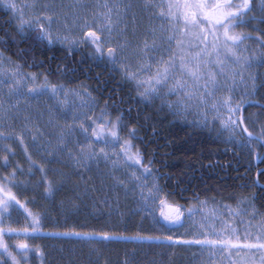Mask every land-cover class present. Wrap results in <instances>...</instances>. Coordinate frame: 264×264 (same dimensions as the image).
Returning <instances> with one entry per match:
<instances>
[{
  "label": "snow or ice",
  "instance_id": "1",
  "mask_svg": "<svg viewBox=\"0 0 264 264\" xmlns=\"http://www.w3.org/2000/svg\"><path fill=\"white\" fill-rule=\"evenodd\" d=\"M0 3L11 8L13 14L19 11L21 32L26 29L35 30L39 41H46L49 45L66 43L69 48L76 43L90 41L95 46V51L100 53L99 58L103 59L106 55L110 63H119L122 72L136 83L141 97L158 96L161 89H164L165 95L176 97L175 100L166 101L169 109L182 113L194 108L199 112L198 126H210L218 120V134L226 132L227 138L235 140L238 145L243 143L251 147L255 140L264 147V123L256 133L245 124L242 115L239 118L236 115L247 103L245 96L252 94L250 88L255 89L253 66L264 65V33L257 29L253 36L242 25L249 19H256L255 15L250 17L249 14L257 7L261 12V22L264 23V0H259L258 5L254 4V0H144L141 7L145 11L149 7L158 9V14L153 18L162 23L145 31L142 39L132 49L138 64L135 70L124 62L121 55L127 40L113 45L101 38V32L111 35L114 27L122 32L126 26V13L133 7L130 2L103 0L101 3V0H95L92 3L91 0H72L71 3H64L60 0L59 3H45L40 8H37L35 0L23 4H18L15 0H0ZM24 8L34 9L35 14L25 16ZM80 20H83L79 24L81 31L74 35L72 28ZM54 23L62 24L63 31L60 27L54 28ZM252 39L262 49L259 58L255 52L251 55L248 53L246 44ZM157 51L160 52L158 58ZM246 73L248 79L245 78ZM37 79V74L23 70L19 61L13 62L10 57L5 59L0 53V84L8 87L9 95L20 98L47 94L54 102L49 108L50 112L58 105L62 112L71 113V120L60 127L57 135L58 151L66 149L71 163L77 167H87L90 161L98 163L104 160L110 169H126L127 179L134 185L133 192L142 202V210L147 211L153 224L160 229V233L156 235L141 232L129 235L122 231L65 227L62 231L54 229L51 235L89 242L92 249L111 240L134 244L156 242L168 247L182 244L195 247L200 254L198 264H220L217 257L226 260L227 264H264V212L247 196L237 197L235 204L215 197H200L199 194L194 197L195 203L190 201L187 207L170 201L156 181V173L150 167L151 160L145 162L141 149L133 144L131 137L135 135L134 126H129L127 133H122L120 115L112 116L107 111L106 103L96 112L95 98L82 84L78 88H69L62 83L49 82L46 75L39 84L36 83ZM241 84L245 85V91L237 99L233 92ZM25 87L27 91H23ZM70 93L75 98L71 103ZM12 107L13 104L0 101V115L7 117ZM25 127H29L27 119ZM238 128L246 136L242 138L236 135ZM77 130L82 138L72 141L76 145L73 148L67 140ZM16 136L23 144L22 134L16 133ZM0 137L8 139L11 134L0 129ZM33 138H36L35 132ZM6 147L11 150L10 146ZM0 159L7 162L8 157L0 155ZM40 171L44 192L49 194L57 190L63 175L49 178L43 165L40 166ZM14 174L15 169L0 180L2 264H8L5 256L12 264H26L28 253L33 249L38 256L42 255L41 248L30 245L25 238L29 234L47 232V229L41 227V214L30 210L8 186L7 181ZM113 175L117 183L128 188L124 179ZM14 205H18L26 213L21 227L6 224L4 220L5 214L10 215L7 210ZM156 210L159 211V216L155 215ZM237 218L239 226L244 228L243 237L239 235ZM180 229L184 231L181 232ZM5 236L9 239L17 238L15 251L9 246ZM68 264H72V261ZM92 264H96V261H92ZM124 264L133 262L126 259Z\"/></svg>",
  "mask_w": 264,
  "mask_h": 264
},
{
  "label": "trees",
  "instance_id": "2",
  "mask_svg": "<svg viewBox=\"0 0 264 264\" xmlns=\"http://www.w3.org/2000/svg\"><path fill=\"white\" fill-rule=\"evenodd\" d=\"M0 53L5 59L10 57L13 62L19 61L23 70L36 73L37 84L45 75L49 82L62 83L65 87L86 83L95 98L96 112L106 103L112 116L120 115L122 133L134 126L133 144L139 146L145 162L151 160V170L156 173L159 185L170 201L187 207L190 201L195 203L194 197L199 194L235 204L237 197L254 194L257 208L264 211V194L260 195L264 189L256 186L264 185V176L258 175L255 181V170L248 168L250 153L235 140H229L228 134H218L216 123L208 126L207 132H197L193 126L165 111L159 100L148 106L140 104L127 84L124 72L110 63L106 55L99 58L100 53L90 41H84L72 53L59 46L48 48L36 38L35 30L20 34L11 14L0 9ZM18 144L5 145L9 156L0 167L11 172L15 169L14 177L7 181L8 186L19 199L33 200L29 209L41 214V223L45 224L42 229L52 232L77 227L122 231L129 235L160 233L149 215L136 210L133 195L122 193L119 188V191L110 190V184L101 189L103 185L91 172L82 173L84 176L68 172V176L60 180L58 189L46 194L40 166H44L49 178H59L64 167L38 158L36 154L31 157ZM229 151L234 152L229 154ZM207 165L210 171L211 166L214 167L215 172L207 175ZM0 175L4 178L6 173L3 175L1 170ZM45 196L46 203L43 202ZM31 241L39 247H49L50 243L56 246V252L50 249L53 259H46L51 261L50 264H68L69 261L92 264L95 258L96 264H124L126 259L133 264H183L191 249H195L184 245L168 247L156 242L134 244L111 240L98 244V254H93L89 242L74 238L37 235ZM59 247L65 248L60 250ZM77 249L81 250L82 258ZM32 255L35 257L33 264L47 263L35 250Z\"/></svg>",
  "mask_w": 264,
  "mask_h": 264
},
{
  "label": "rangeland",
  "instance_id": "3",
  "mask_svg": "<svg viewBox=\"0 0 264 264\" xmlns=\"http://www.w3.org/2000/svg\"><path fill=\"white\" fill-rule=\"evenodd\" d=\"M18 4H23L25 2L32 3L33 0H15ZM60 0H35L37 8H40L45 3H59ZM64 3H71L72 0H63ZM92 3L95 2V0H91ZM103 0H101V3ZM122 3H131L133 5L132 9H130L125 16L124 24L126 26L123 27V30L121 32L120 29H117L114 27L113 32L111 35H108L106 32H101V38L102 40L110 41L113 45H119V42L121 40H127L126 46L124 49L121 50V55L126 64L131 65L132 70H135V68L138 66L136 55L133 54L132 49L135 47L136 43L142 39L143 34L145 31L150 30V28L154 25H159L162 23L159 19H154V15L158 14V9L154 10L151 7H149L146 11L141 7L144 0H120ZM156 2H160V0H156ZM0 9H3L7 12H12L11 8L6 7L3 3H0ZM24 15H34L35 10L24 8ZM91 15V13H89ZM133 16H135V20H133ZM11 18L13 21H15V25L17 29L20 31L19 28V11H17L15 14H11ZM46 23V22H45ZM71 23V21H69ZM83 23V20H80L77 22L76 26L72 28V33L78 34L80 33L79 24ZM53 27H60L63 31V26L57 25L54 23ZM93 27H95V24H93ZM240 27V26H238ZM244 28V27H243ZM31 31V30H29ZM33 31V30H32ZM254 41L255 39L249 40L246 44L248 53L251 55L253 52H255L256 56H259L261 54V48L256 46ZM58 46L62 47L63 49L69 51V52H75L79 48L81 43H76L74 46L69 48L68 44H62L57 42ZM107 45L105 44V47ZM119 69V63H114ZM129 87H131L140 104L148 106L151 103L149 100L151 98H144L141 97L139 94V90L137 89L136 83H131L126 81ZM84 85L88 88L89 92V86L86 83H80L77 86H69V88H78L80 85ZM24 91V89H23ZM61 97L63 96V91H61ZM74 96L70 93L69 94V101L70 103L74 100ZM0 101H4L9 104H13V107L10 109L8 116H2L0 115V129L3 130L4 133H10L11 137L6 139L4 137H0V155H7L9 156L8 151H6L5 145L9 143L12 144H18L22 151H25L27 149V154H29L31 157L36 154V157L41 158L43 160H48L49 162H53L55 164H59L60 166L64 167L60 173L59 176L64 175L63 179H65L66 176L69 174L77 172L78 175L84 176L82 173L91 172L94 174L96 178L99 180V184L103 185L101 186V189L106 188L107 184H110L109 187L110 190L121 189L120 191L122 193L129 194L131 197L134 196L133 201L136 205V210L144 212L145 215H148L147 211L142 210V202L140 200V197L133 192V183L127 179L128 173L126 169L123 168H116V169H110L109 165L106 161L100 160L97 162H88L87 167H77L76 165L72 164L69 157L67 156L66 149L64 151H58L57 146V135L59 133L60 127L65 126L66 121L71 120V113H64L60 109L58 105L52 108V111H49L50 106L54 104V102L48 97L47 94H42L40 96H32V98L28 97H20L17 98L15 96L9 95V90L6 85L0 84ZM162 107H164V110L170 113L174 116L175 119L180 120L184 123H186L189 126H194L192 123V119L187 115H175L172 114L171 110L168 109L167 103H163ZM168 107V108H167ZM167 109V110H166ZM174 110V109H173ZM173 112H176L175 110ZM91 115V112L88 113ZM29 125V127H25V123ZM87 126V124H86ZM33 132L36 133V138H33ZM16 133H21L23 136V144L20 142V139L17 138ZM82 138L81 133L77 130L74 136L69 137L67 140V143L69 146L75 148L76 145L72 143L74 139H80ZM2 143L4 145H2ZM118 147V145H117ZM4 163V160L0 159V166ZM3 166V165H2ZM3 170L4 173L8 174L11 173V171H6V169L0 167V172ZM116 177H119L121 179L125 180V183L128 184V188L126 189L123 185L117 183L116 179H114V175ZM5 177V176H4ZM13 178V177H12ZM4 178L0 175V180H3ZM106 184V185H105ZM119 188V189H118ZM138 189L136 192L138 193ZM115 198L118 199V195L114 194ZM19 199V198H18ZM21 200V199H19ZM26 206L29 208L31 204L33 203V200H24L22 199ZM43 202H47V197L45 196L43 198ZM61 205V203H59ZM7 213H10V215L5 214L4 220L5 223H11L14 227H21L24 225V217L26 213H24V210L20 208L18 205H14L10 207L7 210ZM159 211L156 210L155 215H158ZM43 223H41V227H43ZM237 226L239 228V235L243 237L244 234V228L240 227L237 221ZM181 232L184 231V229H180ZM52 232H45L41 231L36 234H29L28 237H21L27 239V242L30 245H33L31 238L33 236L41 235V236H50L52 238H64V237H57L51 235ZM254 235V233H253ZM251 238V237H250ZM16 237H12L11 239L8 238V236H5V240L9 243V246L15 251V240ZM76 239V238H74ZM81 242H86L82 241ZM43 244V243H42ZM182 245V244H181ZM185 246V245H184ZM42 249V255L41 256L44 260L53 259L54 254L51 253L50 249H53L55 252L57 251V248L54 244H49V247L42 245L40 246ZM65 247H59L60 250L64 249ZM99 248L93 249V254L97 253ZM79 257L82 258L83 255L81 253L80 249H77ZM187 251V250H186ZM34 249L28 253L26 264H33L34 263ZM200 254L196 251V249H191L190 253L188 254L187 261L183 264H198ZM20 258V257H18ZM218 260H220V264H225L223 260H221L220 257H217ZM46 260V262H47ZM97 260L96 258L93 259ZM86 261H88V256L86 257ZM51 261H48L46 264H50ZM56 264V263H54ZM59 264V263H57Z\"/></svg>",
  "mask_w": 264,
  "mask_h": 264
},
{
  "label": "flooded vegetation",
  "instance_id": "4",
  "mask_svg": "<svg viewBox=\"0 0 264 264\" xmlns=\"http://www.w3.org/2000/svg\"><path fill=\"white\" fill-rule=\"evenodd\" d=\"M258 3L259 0H254V4L258 5ZM252 15H255L256 19L255 20L249 19L244 25H242V27H244L246 31L251 32L253 36L256 35L257 29L261 30V32L264 33V23L261 22V12L259 11L258 7L253 13L249 14L250 17ZM256 67H257V76L255 79L256 86L254 90H251L252 94H249L247 98H245L247 103L241 108L240 116L241 115L243 116L245 124L249 127L251 131L258 133L260 131V125L264 123V107L261 106L264 105V65L257 64ZM192 129L197 132H205V131L207 132L208 130V128H196V127H192ZM249 148H250L251 160L248 163V168L255 170V177H257L258 175L264 176V147H261V144L257 143L254 140L252 142V146ZM232 152L234 151H229V154H232ZM216 163H218V160L215 158L214 164ZM206 172L207 175L214 173L215 172L214 167L211 166V171H210L209 165H207ZM263 194L264 193H260V195ZM253 199L255 203L254 194H253ZM5 259L8 260V264H12L11 260L7 256H5ZM0 264H2V262H0Z\"/></svg>",
  "mask_w": 264,
  "mask_h": 264
},
{
  "label": "built area",
  "instance_id": "5",
  "mask_svg": "<svg viewBox=\"0 0 264 264\" xmlns=\"http://www.w3.org/2000/svg\"><path fill=\"white\" fill-rule=\"evenodd\" d=\"M158 52V51H157ZM252 72H256L255 70H252ZM245 78L248 79V73L245 74ZM255 78H256V74H255ZM251 84V81H249V86ZM245 91V85L241 84L234 92H233V96L237 99L240 98V95L242 93H244ZM156 97H164L166 100H171V98H173L174 96H170V95H165V92L161 91L160 95L156 96ZM187 111V110H186ZM186 111L182 112V113H185ZM188 111L192 114V116L196 119L197 121V116L199 115V112L196 110V109H188ZM238 113V112H237ZM237 115V114H236ZM218 121V120H217ZM219 122V121H218ZM236 134H238L239 136L242 137V134H241V129H237L236 130Z\"/></svg>",
  "mask_w": 264,
  "mask_h": 264
},
{
  "label": "water",
  "instance_id": "6",
  "mask_svg": "<svg viewBox=\"0 0 264 264\" xmlns=\"http://www.w3.org/2000/svg\"><path fill=\"white\" fill-rule=\"evenodd\" d=\"M255 181H257V177H255ZM257 186L264 188V185L257 184Z\"/></svg>",
  "mask_w": 264,
  "mask_h": 264
}]
</instances>
